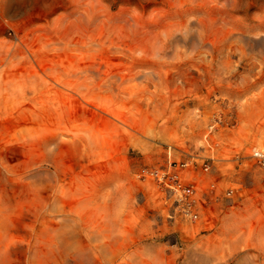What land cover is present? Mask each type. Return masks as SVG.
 I'll use <instances>...</instances> for the list:
<instances>
[{
  "label": "rangeland",
  "instance_id": "374dc122",
  "mask_svg": "<svg viewBox=\"0 0 264 264\" xmlns=\"http://www.w3.org/2000/svg\"><path fill=\"white\" fill-rule=\"evenodd\" d=\"M252 148L264 0H0V264H264Z\"/></svg>",
  "mask_w": 264,
  "mask_h": 264
},
{
  "label": "built area",
  "instance_id": "2783aa9c",
  "mask_svg": "<svg viewBox=\"0 0 264 264\" xmlns=\"http://www.w3.org/2000/svg\"><path fill=\"white\" fill-rule=\"evenodd\" d=\"M250 156L261 166H264V149L252 148ZM188 167L187 161L172 162L164 168L151 169L147 172L158 184L166 187L176 197L180 209L184 215L191 219L198 217L197 213V195L199 188L194 181L187 182L182 172ZM202 169H208L207 164H203ZM212 186V185H211ZM232 191H227L230 194Z\"/></svg>",
  "mask_w": 264,
  "mask_h": 264
},
{
  "label": "bare ground",
  "instance_id": "6f19581e",
  "mask_svg": "<svg viewBox=\"0 0 264 264\" xmlns=\"http://www.w3.org/2000/svg\"><path fill=\"white\" fill-rule=\"evenodd\" d=\"M244 34V33H243ZM244 37V36H243ZM248 37V36H247Z\"/></svg>",
  "mask_w": 264,
  "mask_h": 264
}]
</instances>
